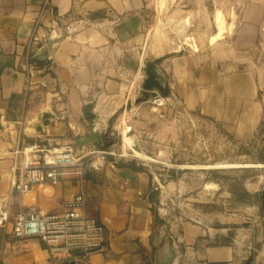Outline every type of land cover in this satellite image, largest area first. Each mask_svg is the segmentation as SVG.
<instances>
[{"label": "crops", "instance_id": "crops-1", "mask_svg": "<svg viewBox=\"0 0 264 264\" xmlns=\"http://www.w3.org/2000/svg\"><path fill=\"white\" fill-rule=\"evenodd\" d=\"M154 12L153 0H0V210L9 216L0 227V264H237L234 245L212 244L217 233L227 237L225 230L171 219L164 207L154 227L158 188L146 170L131 168L144 167L136 161L100 157L82 176L68 173L34 188V202L11 188L13 164H22L17 148L71 147L89 133L88 108L102 138L116 113L135 108L148 56L161 59L153 71L168 86L165 98L234 137L253 136L264 113V70L234 67L248 63L244 56L260 44L258 12L246 8L238 25L227 22L221 39L228 49L213 52L175 47L155 33ZM43 113L55 118L38 135L32 130ZM86 147L80 152H92ZM82 190L89 215L106 229L105 252L55 262L37 239L13 237L18 211L57 214Z\"/></svg>", "mask_w": 264, "mask_h": 264}, {"label": "rangeland", "instance_id": "rangeland-1", "mask_svg": "<svg viewBox=\"0 0 264 264\" xmlns=\"http://www.w3.org/2000/svg\"><path fill=\"white\" fill-rule=\"evenodd\" d=\"M153 5L155 33L175 47L201 52L228 49L221 39L226 23L238 25L246 8L257 11L260 44L244 56L248 63L234 69L264 70V0H153ZM145 94H138L135 108L111 119L100 143L86 147L92 152L72 146L73 153L83 154L87 164L100 157L141 163L158 188L152 211L164 207L171 219L225 230L227 237L217 233L212 244L234 245L237 264H264V113L253 136L239 139L175 100Z\"/></svg>", "mask_w": 264, "mask_h": 264}, {"label": "built area", "instance_id": "built-area-1", "mask_svg": "<svg viewBox=\"0 0 264 264\" xmlns=\"http://www.w3.org/2000/svg\"><path fill=\"white\" fill-rule=\"evenodd\" d=\"M15 156H22V164L14 162V181L11 188L20 198L35 201L34 188L46 183L56 184L66 174L82 176L84 169H96L97 164H87L76 156L71 147L48 149L41 144L17 148ZM102 155L108 153L102 151ZM71 170V172H70ZM6 210H0V227L8 221ZM12 235L16 239H37L53 261L69 262L71 259L107 249L108 236L104 225L87 211L84 191L71 196L57 214H43L32 208L18 211L12 219Z\"/></svg>", "mask_w": 264, "mask_h": 264}, {"label": "water", "instance_id": "water-1", "mask_svg": "<svg viewBox=\"0 0 264 264\" xmlns=\"http://www.w3.org/2000/svg\"><path fill=\"white\" fill-rule=\"evenodd\" d=\"M156 66V60H150L145 62L144 67V73H145V80L143 82V90L145 91V98L148 96V93L151 94L152 98H156L158 96V93L164 97H167L169 95V90L167 84H161L158 79H156L153 69ZM139 101V100H138ZM84 117L88 120V135L81 139H76L72 142V146L74 147L75 151L80 152L81 148L83 146H88L90 144H99L100 143V136L97 132L94 131V126L92 124V113L91 108H88L84 111ZM55 118V116L51 113H43L41 115L40 120L33 126V132L42 135L43 134V128L48 126L50 122ZM3 129V126L1 124V114H0V130ZM71 146V147H72ZM261 199H262V214L264 217V184L261 191ZM154 208L155 203H153ZM153 217H154V227L156 225V217L157 212L153 211ZM169 264V263H167Z\"/></svg>", "mask_w": 264, "mask_h": 264}, {"label": "trees", "instance_id": "trees-1", "mask_svg": "<svg viewBox=\"0 0 264 264\" xmlns=\"http://www.w3.org/2000/svg\"><path fill=\"white\" fill-rule=\"evenodd\" d=\"M161 61V59H159L157 62H160ZM119 113V112H118ZM118 113H116L113 117H112V119L118 114ZM111 121V120H110ZM98 146H101V145H98ZM102 148H104V146H101ZM105 149V148H104ZM108 160H110V159H108ZM129 164H131V165H133V163H129ZM87 168H89V167H86L85 169H84V173L86 172V170H87ZM131 168H133V169H136V170H138V171H142L144 168L142 167V166H139V167H134V166H131ZM83 173V174H84ZM153 197H154V194L152 195ZM151 196V197H152Z\"/></svg>", "mask_w": 264, "mask_h": 264}]
</instances>
